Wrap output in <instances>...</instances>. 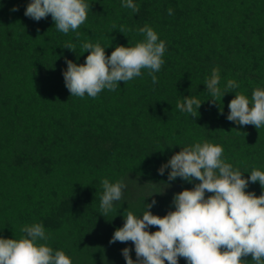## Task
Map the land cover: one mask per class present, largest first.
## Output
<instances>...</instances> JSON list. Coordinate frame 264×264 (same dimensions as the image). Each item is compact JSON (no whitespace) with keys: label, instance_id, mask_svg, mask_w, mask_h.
Wrapping results in <instances>:
<instances>
[{"label":"trees","instance_id":"16d2710c","mask_svg":"<svg viewBox=\"0 0 264 264\" xmlns=\"http://www.w3.org/2000/svg\"><path fill=\"white\" fill-rule=\"evenodd\" d=\"M29 2L0 0V237L18 239L21 226L42 222L48 245L72 264H126L121 250L132 249L135 260L132 242L109 243L124 210L140 216L155 199L151 212L166 215L174 194L197 183L169 182L170 168L158 173L181 146L206 139L242 172L264 170V127L227 120L235 93L213 104L204 84L218 66L222 89L230 78L249 98L254 86L264 87V0H134L138 13L122 0H87L79 39L59 32L50 15L38 22L25 16ZM145 24L166 44L156 84L144 69L95 99L71 96L63 71L66 59L85 62L83 42L99 41L110 55L141 40ZM69 41L75 52L63 47ZM190 95L202 101L196 118L176 108ZM104 177L126 185L105 216ZM246 191L262 189L256 182Z\"/></svg>","mask_w":264,"mask_h":264},{"label":"clouds","instance_id":"9594fccd","mask_svg":"<svg viewBox=\"0 0 264 264\" xmlns=\"http://www.w3.org/2000/svg\"><path fill=\"white\" fill-rule=\"evenodd\" d=\"M121 6L139 12L134 0H122ZM89 8L87 0H30L24 14L37 22L50 15L59 32H74L79 39L78 29L86 22ZM167 11L172 15L174 10ZM137 31L143 37L141 40L117 45L110 55L99 41L83 42L82 53L88 52L85 62L78 64L66 59L67 68L63 71L71 96L95 99L103 90L115 91L120 82L141 76L144 69L156 84L155 73L164 64L166 44L148 24ZM63 47L75 52L76 45L69 41ZM220 83V68L216 66L205 76L204 84L213 104L225 93H235L228 103L227 120L240 126L264 127V87L254 86L249 98L238 90L235 79H227L223 89ZM201 104L200 99L190 95L178 100L176 108L196 118ZM223 152L218 144L198 140L181 146L158 168L160 175L170 168L169 182L179 177L197 183L174 194V210L166 215L151 212L155 199L145 203L140 216L124 210V223L115 229L109 243L132 242L135 260L132 249L121 250L126 264H179L180 258L187 264H247L248 257L254 264H264V170L252 166L250 171L242 172L226 161ZM244 172L250 175L245 178ZM256 182L262 189L260 195L246 191L250 183ZM100 183L99 207L105 216L113 211L114 202L121 200L126 185L123 179L112 182L107 177ZM151 227L156 230L150 231ZM20 232L18 239L0 237V264H72L63 250L48 245L51 233L46 232L42 222L25 224Z\"/></svg>","mask_w":264,"mask_h":264}]
</instances>
